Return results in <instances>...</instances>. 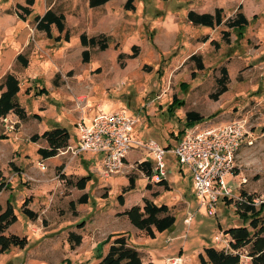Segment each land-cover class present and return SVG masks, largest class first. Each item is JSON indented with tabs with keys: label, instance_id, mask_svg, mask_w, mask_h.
Here are the masks:
<instances>
[{
	"label": "rangeland",
	"instance_id": "1",
	"mask_svg": "<svg viewBox=\"0 0 264 264\" xmlns=\"http://www.w3.org/2000/svg\"><path fill=\"white\" fill-rule=\"evenodd\" d=\"M125 2L112 0L91 8L89 0H35L32 14L25 17L21 5H28L26 0H0V82L7 73L19 78L18 101L26 113L25 119L13 112L0 118V181L7 183L0 205L11 201L18 216L7 233L29 239L25 248L1 252L0 264L95 263L116 233H126L145 262L168 264L181 256L182 264H199L204 247L231 249L230 237L221 230L246 216L234 203L242 192L264 199V0H135L133 11L125 10ZM240 5L250 22L234 30L230 39L223 36L228 30L224 23L211 28L187 18L190 10L214 12L220 7L226 20ZM51 8L65 15L69 41L57 42L37 28L36 15ZM52 32L59 35L56 26ZM82 33L105 34L109 47L84 46ZM84 50H89L88 61ZM120 53L136 56L120 58ZM19 54L27 65L18 60ZM194 54L201 56L204 69L191 58ZM223 67L228 90L215 98ZM122 108L137 119L134 134L139 140L170 146L164 157L166 186L154 188L159 181L140 169V162L150 161L155 173L154 153L146 148L111 175L98 166L102 155L75 154L67 147L48 160L38 153L48 143L43 138L33 141L34 135L64 125L71 132L69 144L76 145L79 121ZM188 111L203 115L202 123L241 120L250 130L237 157L235 177L226 180L233 196L220 199L216 215L208 214L192 189L191 175L172 152L188 128ZM85 175L90 180L81 190L75 183ZM130 177L136 188L126 191ZM147 184L157 192H146ZM85 193L88 202L82 204L79 198ZM120 194L127 207L142 205L145 196L168 204L177 217L175 225L156 238L147 237L121 214ZM26 199L38 213L36 219L23 213ZM260 208L264 218V206ZM71 232L82 235L80 245L72 244Z\"/></svg>",
	"mask_w": 264,
	"mask_h": 264
},
{
	"label": "trees",
	"instance_id": "2",
	"mask_svg": "<svg viewBox=\"0 0 264 264\" xmlns=\"http://www.w3.org/2000/svg\"><path fill=\"white\" fill-rule=\"evenodd\" d=\"M28 5L23 6L25 17L32 14V6L35 0H26ZM111 0H89V6L96 8L102 6ZM125 10H135V0H126L124 3ZM188 20L194 25H202L211 28L226 24L227 31H224L226 39H230L234 30L242 28L249 24L250 20L247 15L242 11V5L239 6L236 14L225 20L222 8H216L214 12H197L190 10L187 14ZM37 28L44 31L49 38H54L57 42L62 40L69 41L70 32L66 29V17L62 13H57L52 8L47 10L43 15H36ZM56 26L59 35L53 36L52 27ZM64 33V36L62 34ZM81 43L84 46H98L101 50H106L109 47V38L105 34L88 36L86 33L80 35ZM230 41V40H229ZM137 49V46H133ZM84 60H89V50L83 52ZM124 56L135 57L136 53L126 55L120 53L119 57ZM191 58L196 60L199 69H204V63L200 55H192ZM18 60L23 61L27 65L28 61L23 54L18 55ZM223 77L218 79L219 88L214 97L218 98L228 90V72L225 67L222 68ZM0 118L6 117L11 112L17 114L21 119L26 118L25 109L18 101V94L21 90V83L19 78L14 73H7L3 80L0 82ZM204 120V116L196 111H188L186 113V126L190 127L198 122ZM183 132V131H182ZM183 134V133H182ZM181 134V135H182ZM43 138L47 141L48 147L38 148V153L43 158H51L57 156L59 151L68 147L71 138V132L68 127L56 126L51 129L45 130L41 135L36 134L33 136V141ZM170 147V146H169ZM169 147H164L165 149ZM168 150V149H167ZM140 169L147 172L151 177L153 171L151 169L150 161H143L139 164ZM90 180L89 176L81 177L75 183L79 189H85L87 181ZM167 179H162L158 183L160 185H167ZM134 177L129 178V185L125 190L130 191L135 189ZM149 186V185H147ZM7 187V183L0 181V192ZM241 199L236 200L234 203L238 210L246 215L243 217L242 222H238L235 226L228 227L223 230V233L230 237V250L225 248H217L215 246L204 247L198 254L199 264H241L242 255L247 253L251 257V264H264V218L262 216L264 203L257 206L248 203L244 199L251 196L242 192ZM121 204H124V195H119ZM29 199H26L22 206L23 213L29 219H36L38 213L28 207ZM73 202V201H72ZM80 203L88 202V194L85 193L79 198ZM231 199V203H232ZM73 204V203H72ZM74 205V204H73ZM121 214L126 215L130 222L139 230L143 231L147 237L156 238L157 233H163L171 229L177 220L176 215L171 211L168 204H157L149 198L143 199V204L133 205L126 209ZM18 216L15 212V207L11 201H8L6 206L0 205V253L5 252L11 247L25 248L29 244L27 236H19L13 233H7L11 225L16 223ZM70 241L74 246L82 243V235L75 232L70 233ZM108 250L105 253L97 255L98 261L95 263H78V264H155L154 262H145L141 255L140 250L133 245L126 233H116L112 239L106 241ZM245 250V253H244Z\"/></svg>",
	"mask_w": 264,
	"mask_h": 264
},
{
	"label": "built area",
	"instance_id": "3",
	"mask_svg": "<svg viewBox=\"0 0 264 264\" xmlns=\"http://www.w3.org/2000/svg\"><path fill=\"white\" fill-rule=\"evenodd\" d=\"M137 119L128 110L99 111L90 121L77 123L78 140L68 146L75 154H102L101 170L107 175L117 174L126 167V159L133 149L146 148L154 153L155 173L152 181L166 178L165 154L167 150L154 140L148 142L134 136ZM249 128L241 120L224 124L209 125L198 122L184 131L172 150L176 161L192 174L195 195L207 207L209 215H216L222 197H232L233 189L226 180L235 177L237 157L240 149L248 142ZM41 168L46 165L41 163ZM241 199V198H240ZM248 203L260 206L264 199L246 197ZM187 224L192 216L185 219ZM216 240H220L217 236ZM172 260V261H171ZM168 264H182V257L170 258ZM241 264H251L247 253L242 255Z\"/></svg>",
	"mask_w": 264,
	"mask_h": 264
},
{
	"label": "crops",
	"instance_id": "4",
	"mask_svg": "<svg viewBox=\"0 0 264 264\" xmlns=\"http://www.w3.org/2000/svg\"><path fill=\"white\" fill-rule=\"evenodd\" d=\"M112 1V0H111ZM110 2V1H109ZM108 3V2H107ZM90 121V120H89ZM61 126H63V127H67V126H64V125H61ZM56 127V126H55ZM54 128V127H53ZM77 128V127H76ZM135 130V129H134ZM134 134V133H133ZM183 135V134H182ZM181 135V136H182ZM134 136L135 137H137L135 134H134ZM72 139L70 138V140H69V142L71 141ZM77 140H78V129H77V134H75V144L77 143ZM178 141V140H177ZM69 146H74V145H69ZM68 148V147H67ZM138 150L139 149H133L131 152H130V154L128 155V157H127V159H126V165L128 166L129 165V163H131L132 161H135L136 160V158H132V157H129V156H132L133 154H135L136 152H138ZM88 153V152H87ZM80 154H83V153H80ZM92 154H96V155H102V154H98V153H92ZM42 157V156H41ZM57 156H54V157H51V158H44L45 160H48V159H52V158H56ZM43 158V157H42ZM102 161V160H101ZM101 161L99 162V164H98V166L101 164ZM41 164V163H40ZM152 164V163H151ZM41 167V166H40ZM183 169V168H182ZM184 173L186 172L187 174L189 173L190 175H191V179H192V174H191V172L187 169V168H185L184 167ZM185 173V174H186ZM85 176H87V175H85ZM82 177H84V176H82ZM136 182V181H135ZM152 182V181H151ZM191 182H192V180H191ZM136 184V183H135ZM157 184L158 185H155L154 186V188L155 187H157V188H161V187H163L164 185H160L158 182H157ZM148 185V184H147ZM146 185V192H148V191H152L153 193H156L157 191H155L154 189H152V190H148V188H149V186H151L150 184H149V186H147ZM87 186V185H86ZM136 188V187H135ZM86 189V188H85ZM192 189H194V187H193V182H192ZM81 190H83V189H81ZM130 191H132V190H130ZM144 191V192H145ZM146 194V193H145ZM145 194H143V196H145ZM144 198H149V197H147V196H145ZM143 198V199H144ZM150 199V198H149ZM152 201H154L153 199H151ZM155 202V201H154ZM156 203V202H155ZM143 204V203H142ZM133 205H137V204H133ZM132 205V206H133ZM141 205V204H140ZM161 205V204H160ZM123 206H124V209L121 211V212H124L126 209H129L130 207H132V206H129V207H127L126 205H125V203L123 204ZM125 217H127L126 215H124ZM128 218V217H127ZM129 219V218H128ZM222 232H223V230H221ZM83 239V238H82ZM230 240V239H229ZM101 243H97L96 244V247H98L99 245H100ZM107 244V243H106ZM201 252V251H200ZM199 252V253H200ZM183 258V257H182ZM148 262H154L155 264H166V263H160V262H157V261H155V260H149Z\"/></svg>",
	"mask_w": 264,
	"mask_h": 264
}]
</instances>
